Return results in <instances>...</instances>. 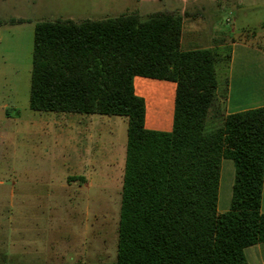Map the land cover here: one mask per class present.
<instances>
[{
	"label": "trees",
	"instance_id": "trees-1",
	"mask_svg": "<svg viewBox=\"0 0 264 264\" xmlns=\"http://www.w3.org/2000/svg\"><path fill=\"white\" fill-rule=\"evenodd\" d=\"M183 29L172 13L36 25L30 109L128 121L116 260L61 264H248L264 243V107L226 115L217 66L227 77L231 49L183 50ZM136 77L176 84L171 132L146 129ZM224 159L234 183L219 213Z\"/></svg>",
	"mask_w": 264,
	"mask_h": 264
},
{
	"label": "rangeland",
	"instance_id": "rangeland-1",
	"mask_svg": "<svg viewBox=\"0 0 264 264\" xmlns=\"http://www.w3.org/2000/svg\"><path fill=\"white\" fill-rule=\"evenodd\" d=\"M222 1L221 7L213 4L209 18L205 17V41L185 49L221 45L219 52L224 56L232 42L242 40L264 48V0ZM167 2L0 0V264L110 263L117 257L128 121L94 115L105 118L100 135L102 126L85 124L76 129L68 122L69 115L30 109L36 25L59 19L98 21L136 11L146 19L153 13H170ZM18 19L27 22L10 23ZM220 23L225 31L212 32ZM184 37L186 41L191 38L189 27ZM223 67L221 63L217 66L220 82ZM160 84L157 81L144 89L145 97L150 103L164 95L163 103L170 107L172 92L165 96L166 89ZM65 138H80L82 148H93L92 142L100 147L94 149L97 154L89 187L66 181V173L74 171L76 153L68 150L70 143ZM112 144L118 152L109 166L106 148Z\"/></svg>",
	"mask_w": 264,
	"mask_h": 264
},
{
	"label": "crops",
	"instance_id": "crops-1",
	"mask_svg": "<svg viewBox=\"0 0 264 264\" xmlns=\"http://www.w3.org/2000/svg\"><path fill=\"white\" fill-rule=\"evenodd\" d=\"M167 3L168 12L175 13L177 15L183 16L184 18V29L181 44L182 49L187 51L188 49L185 48H190L192 44L198 45L200 43L202 44L205 41L206 38H204L202 31L205 29V24L208 22L205 17L209 18L208 13L211 10V6H213V4H215L216 7H221L223 5L222 0H215V2L214 0H168ZM196 4L199 5L195 6ZM216 7H213L214 11H216ZM135 13H138L142 18L141 14L138 11H136ZM142 19L145 18L143 17ZM193 23H196L198 29L195 25H193ZM220 26L221 28H219ZM187 27H189V32L191 35V38L188 41H186L184 37ZM216 30L218 32L225 31V29L222 28L221 23L214 26L212 32H215ZM185 43L189 44V46H185ZM208 46L209 45L196 49H219L222 47L221 45L215 47ZM230 49L231 61L227 71V77H222V82L219 81V92L224 90L226 91V99L224 100L225 114L232 115L264 107V48L260 45L252 44L250 43V41L242 40L240 42H232L230 44ZM157 81L158 80L136 77L134 79L135 93L145 101L146 129L157 132H171L173 128L176 84L172 82L159 81L162 83L160 85H162L166 89L165 96H168L167 93H169V90L172 92L171 106L169 107L163 103V101L165 100L163 98L164 95L159 99V102L152 101L150 103H148V100L145 97L146 90L144 93V89L149 86L151 87L153 83H157ZM168 84H170V86ZM65 115H69L67 116L69 118L68 122L70 123L72 128L78 129L80 125L85 124L87 125V127L91 125L97 126L98 129H100V127L102 126L103 129L99 130V134H103L105 118H93L92 116L94 115H88L86 116V118H84L83 116H81V118L73 116L78 114ZM98 116L103 117L104 115ZM102 121L103 123H101ZM89 136L91 137V135ZM108 139L109 138H107L106 140ZM66 141L70 143V149L68 150H73L76 153L74 157V171L73 173H66V181L67 183H75V185L76 183H81V187L84 188L89 187V185L91 184L92 176L91 170H93L94 168L95 157L97 154L94 153L96 152L94 151V149L99 151L100 147L92 142L94 146L93 148H90L88 145H84V147L82 148L80 147V138H65V142ZM91 151H93V153H91ZM117 152L118 150L114 147V144L109 146V148H106V165H112L111 160L112 158L114 159V157H116ZM29 171L31 172L30 169H27V173ZM233 183L234 163L231 160L224 159L221 164V176L218 195L219 213L228 212L231 208ZM261 212L264 213V183L262 191ZM245 255L248 264H264V243L247 248L245 250Z\"/></svg>",
	"mask_w": 264,
	"mask_h": 264
},
{
	"label": "built area",
	"instance_id": "built-area-1",
	"mask_svg": "<svg viewBox=\"0 0 264 264\" xmlns=\"http://www.w3.org/2000/svg\"><path fill=\"white\" fill-rule=\"evenodd\" d=\"M230 23H231V20L228 19V20H227V24L229 25Z\"/></svg>",
	"mask_w": 264,
	"mask_h": 264
}]
</instances>
